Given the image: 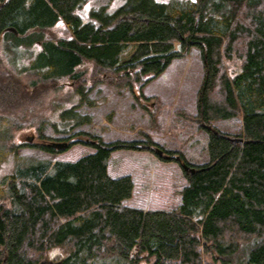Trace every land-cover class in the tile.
<instances>
[{"label":"trees","instance_id":"16d2710c","mask_svg":"<svg viewBox=\"0 0 264 264\" xmlns=\"http://www.w3.org/2000/svg\"><path fill=\"white\" fill-rule=\"evenodd\" d=\"M87 1L0 0V51L12 54L9 67L0 57V130L9 120L22 129L14 120L64 79L82 104L88 83L141 82L197 50L204 72L197 120L208 160L193 165L149 137L69 134L88 117L79 106L65 109L54 126L64 136L41 130L0 147V168L10 165L0 177V264H44L58 249L65 253L51 264H264V0H125L114 11L108 0L86 14ZM61 21L71 37H47ZM235 59L242 67L232 78L225 63ZM238 117L236 136L211 126ZM75 145L94 152L75 162L22 164L18 156L25 148L60 155ZM118 151L177 163L188 182L181 204L172 211L128 206L132 177L108 172Z\"/></svg>","mask_w":264,"mask_h":264},{"label":"rangeland","instance_id":"374dc122","mask_svg":"<svg viewBox=\"0 0 264 264\" xmlns=\"http://www.w3.org/2000/svg\"><path fill=\"white\" fill-rule=\"evenodd\" d=\"M124 1L111 0L110 10L118 9ZM158 1L169 3L172 0ZM107 2L108 0H88L84 6L86 14L92 8H98ZM46 35L71 37L68 27L62 21ZM0 57L5 59L7 67L11 65L12 54L0 51ZM20 61L22 65L30 62L27 53L21 56ZM225 64L232 78L241 71L240 59L226 61ZM203 76L200 53L193 50L185 57L175 59L170 67L157 77L147 74L141 82L120 87L98 84L92 88V84L88 83L86 92L89 91L82 104L73 83L64 79L61 86L51 89L44 100L28 106L21 117L14 120L15 123H24L22 129H14L11 120L3 125L5 127L0 130V144L3 146L0 147L4 149L5 144L7 146L27 142L34 135L39 136L41 130L47 136H64V131L57 130L60 128L61 112L79 106L77 111L88 117V122L74 126L69 134L84 131L89 136L98 135L106 142L149 137L166 149L180 151L193 165L204 164L208 160V137L197 120V97ZM211 126L232 136L243 131L241 117L214 121ZM86 138L76 137L83 140ZM93 152L89 147L75 145L60 155L25 148L19 150L18 156L22 164L30 161L75 162ZM13 155L16 157V154ZM13 162L12 158L11 165ZM5 165L0 168V177L10 171V165ZM108 165L111 177L129 175L134 181L133 196L126 203L128 206L172 211L181 204L180 192L188 182L177 163L161 161L148 152L118 151L113 154ZM64 253L63 250H53L43 263H55Z\"/></svg>","mask_w":264,"mask_h":264},{"label":"water","instance_id":"95a60500","mask_svg":"<svg viewBox=\"0 0 264 264\" xmlns=\"http://www.w3.org/2000/svg\"><path fill=\"white\" fill-rule=\"evenodd\" d=\"M158 153H159L160 155H163L164 152H163L162 150L158 149ZM167 157H169V156H167ZM184 168H185L186 170H189V167H188L187 165H185ZM194 172H195V170H194V169H191V173L194 174Z\"/></svg>","mask_w":264,"mask_h":264},{"label":"crops","instance_id":"0c3cea01","mask_svg":"<svg viewBox=\"0 0 264 264\" xmlns=\"http://www.w3.org/2000/svg\"><path fill=\"white\" fill-rule=\"evenodd\" d=\"M116 153H117V152H116ZM113 154H115V153H113ZM113 154H112V156H113ZM112 156H111V158H112ZM111 158H110V160H111ZM110 160H109V161H110ZM109 166H110V165H108V170H109ZM108 172H109V171H108ZM109 175H110V174H109ZM127 202H128V201H127ZM127 202H126V203H127ZM143 210H145V209H143ZM145 211H147V210H145Z\"/></svg>","mask_w":264,"mask_h":264}]
</instances>
